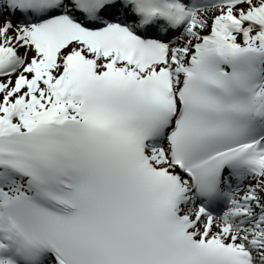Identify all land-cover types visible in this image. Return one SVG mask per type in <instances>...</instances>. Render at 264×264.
Returning <instances> with one entry per match:
<instances>
[{"label": "snow or ice", "instance_id": "snow-or-ice-1", "mask_svg": "<svg viewBox=\"0 0 264 264\" xmlns=\"http://www.w3.org/2000/svg\"><path fill=\"white\" fill-rule=\"evenodd\" d=\"M0 264H264V0H0Z\"/></svg>", "mask_w": 264, "mask_h": 264}]
</instances>
